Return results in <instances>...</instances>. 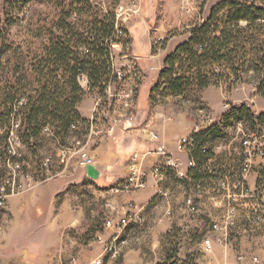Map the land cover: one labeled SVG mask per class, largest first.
I'll use <instances>...</instances> for the list:
<instances>
[{"label": "crops", "instance_id": "obj_1", "mask_svg": "<svg viewBox=\"0 0 264 264\" xmlns=\"http://www.w3.org/2000/svg\"><path fill=\"white\" fill-rule=\"evenodd\" d=\"M141 60L139 58V64ZM142 85L129 111L117 107L122 127L114 136L103 131L89 152L92 165L100 173L97 181L89 179L86 168L73 161L62 167L59 176L9 200L6 210L0 214V264H95L97 260H102V264H160L159 261L147 262L146 254L148 251L154 254L163 251L172 241L174 230L182 229L188 233L189 239L193 233L203 236V240L221 236L211 232L210 225L220 222L224 212L212 205L206 193H199L196 184L203 182L206 190L211 192L220 176L232 171L240 144L232 132L234 119L227 113L231 105L240 107L243 103H236L232 95L220 88L202 91L201 101L216 123L206 143L208 156L199 160V153L194 156L200 172L194 174L187 170L189 179L186 182L177 181L171 170L159 179L151 171L164 165V157L152 153L157 145L150 141L149 133L157 134L161 145L187 169L190 157L182 150L180 140L196 134L201 123L200 113L193 111V103L188 99L195 90L182 97H162L158 93L152 94L153 86L148 100L141 104ZM85 93L77 112L82 120L89 122L100 91L86 86ZM256 99L250 101L252 105L245 104L249 110L259 109ZM260 110L263 112L259 113H264V108ZM201 130H209V127L203 126ZM146 152H151L142 162L148 173L145 179L147 188L132 194L111 193L110 188L127 178L132 156ZM21 153L32 171L30 154ZM258 165L248 177L250 184L257 183ZM189 198H193L195 213L189 210ZM87 201L92 202L95 209L86 208ZM130 203L136 206L145 223L130 226L125 232L130 247L120 261L104 258L103 243L92 242L88 234H103L107 239L109 232L102 230L104 220L118 218ZM237 223L240 235H232L231 239L238 238L241 252L249 262L251 255L263 250L264 224L252 231L244 216H238ZM224 247L215 243L213 252L220 254L227 249Z\"/></svg>", "mask_w": 264, "mask_h": 264}, {"label": "rangeland", "instance_id": "obj_2", "mask_svg": "<svg viewBox=\"0 0 264 264\" xmlns=\"http://www.w3.org/2000/svg\"><path fill=\"white\" fill-rule=\"evenodd\" d=\"M131 1L32 0L17 7L19 18L8 32L5 43L7 47L3 49V53H0V62L3 66L0 68V89L3 91L0 94V114L11 109L10 106L2 105L5 100V92H19L11 121L1 123L0 120V174H2V156L6 144L4 126H8L12 121H18L22 106H25L30 99L36 98L39 85L32 68L37 61H41L45 57L42 50L49 43L50 34L55 32L58 36L64 35L62 29L70 24L76 32L86 39L94 24L103 26L106 23L115 22L118 8L126 6ZM138 1L141 5V15L125 25L126 38L115 40L113 52L119 56L120 50L117 48L122 47L126 53L128 48L130 55L142 59L140 66L145 73H143L144 79L140 84H143L140 92V103L144 104L148 100L150 90L157 82L164 60L171 54L172 49L177 44L187 41L189 39L187 32L193 26L206 21L215 6L230 0H206V2L205 0ZM259 1L264 2V0ZM4 3L5 0H0V13L3 12ZM241 26L245 28L246 24L242 23ZM246 34L247 38L255 37V41L252 43L249 41L245 46L249 55L248 61L239 75L237 84L231 86L230 81L223 78V80H219L216 86L211 87L222 89L232 95V100L236 103H243V105H252L250 101L257 98L256 102L259 109L250 111L259 113L263 112L260 108H264V95L257 92L259 83L263 79L264 37H260L255 28H251ZM72 37V35L69 36V38ZM82 49L83 47L79 49L81 53H83ZM223 71L224 69L218 72L222 73ZM62 75L59 73V76ZM88 85L87 78L80 79L79 86L84 91ZM66 90L70 94V88ZM195 91L192 92V97L188 98L193 103L191 106L193 111L205 108L200 93ZM210 116L212 115L210 114ZM73 137L74 135H68L62 141L52 135L51 129L49 132L44 129L38 139L31 141L30 147L23 146L21 152L30 154L29 158L34 166L32 172L35 177L45 179L54 177L61 172L60 170L65 166L59 162L58 150L71 146V138L73 139ZM46 160H50L48 169L44 167ZM86 204V208L90 206L91 209H95L92 202L87 201ZM104 223L105 220L103 227L101 226L102 230H104ZM172 233V241H169L168 246L164 247L163 251H158L155 254L147 252V262L159 261L160 264H178L180 262L185 264H197V262L200 264H264V245L262 252L251 255L248 262L245 260L246 255L241 252L238 240H236L237 237L230 240L229 245L224 247V249L227 248L224 252L216 255L214 252L206 253L203 247L199 245L203 242V236L193 233L189 239L188 233H184L182 229L174 230ZM88 235L92 241L90 233ZM108 236H110V232ZM125 245L123 244V247L119 248L114 261L122 259L123 254L130 247V242Z\"/></svg>", "mask_w": 264, "mask_h": 264}, {"label": "built area", "instance_id": "obj_3", "mask_svg": "<svg viewBox=\"0 0 264 264\" xmlns=\"http://www.w3.org/2000/svg\"><path fill=\"white\" fill-rule=\"evenodd\" d=\"M140 15L141 5L138 0H132L126 6L118 8L114 22L115 31L108 41L110 46L109 78L103 84V91L99 93L95 101L91 120L85 124L73 123L71 125L70 135H74L71 146L60 148L58 152L59 162L63 166H69L73 160L83 168L92 165L93 160L89 152L97 144L102 132L105 131L107 135L114 136L116 131L122 127L123 123L117 114V107L126 111L133 107L137 91L144 79L139 58L130 55L128 48L126 49L127 53L124 52L122 47H120V54L117 56L114 54L113 48L115 40L126 38L125 25ZM198 111L201 123L197 126L196 133L201 132L203 126L209 127V129L215 126L216 123L205 108ZM250 115L249 120L238 118L234 113L229 115L234 119L232 130L234 139L240 144L238 157L232 171L220 176L215 189L211 192L206 190L203 182L196 184L197 191L206 193L212 205L224 212L222 215L224 218L220 222L210 225V231L219 233L221 236L216 239L206 238L202 242L206 253L213 252L215 243L227 246L232 235H240L237 226L238 216H244L247 227L252 231L260 229L264 224V113L251 112ZM18 130L19 123H13L3 150V168L2 174H0V214L6 210L10 199L21 196L61 174L59 172L56 176L45 179L35 177L22 158L23 145L18 136ZM45 131L49 132V129L47 128ZM149 136L150 141L157 145L152 153L164 157V165L152 169L151 174L154 177L161 179L166 171L171 170L177 181L186 182L189 179L187 170L199 174V166L194 156L197 153L208 154L209 149L206 145L199 144L194 137L181 138L182 150L190 157L187 169H184L182 163L176 161L161 145L157 134L150 132ZM150 153L134 154L127 178L110 188L109 191L119 195L132 194L146 189L145 179L148 173L142 162ZM49 163L50 160L44 161L46 169H48ZM257 165V183L253 185L248 182V177L255 172ZM187 205L190 212H196L193 198L187 200ZM144 223L136 206L130 203L121 216L105 221L104 231L110 232L107 239L103 234H95L91 236V239L94 242L103 243V257L113 260L117 257L119 248L128 243L124 235L130 226H143ZM95 264H102V260H97Z\"/></svg>", "mask_w": 264, "mask_h": 264}, {"label": "trees", "instance_id": "obj_4", "mask_svg": "<svg viewBox=\"0 0 264 264\" xmlns=\"http://www.w3.org/2000/svg\"><path fill=\"white\" fill-rule=\"evenodd\" d=\"M30 1L32 0H5L3 12L0 13V53L7 47L5 43L8 32L19 18L17 7ZM242 23L246 24L245 28L241 26ZM251 28H255L260 37H264V2L230 0L218 4L211 10L206 21L187 32L189 39L166 57L152 94L182 97L193 90L201 93L216 86L223 78L230 81L231 86H235L248 61L245 46L247 42L255 41V37L247 38L246 32ZM62 31L64 35L58 36L55 32L50 34L49 43L42 50L45 57L33 66L39 85L37 96L22 106L18 121L4 126L6 143L15 122L19 123L17 133L22 145L28 147L44 129H51L52 135L63 141L70 135L73 123H87L77 112L85 95L79 81L85 77L91 89L103 91V84L110 73L108 41L115 31L114 22L103 26L94 24L86 39L70 24ZM70 35L73 37L69 38ZM81 47L83 53L79 50ZM2 67L0 62V68ZM222 69V73L218 72ZM59 73L63 75L59 76ZM67 88H70V94ZM2 92L0 89V94ZM257 92L264 95V69ZM18 94L19 92H5L2 105L10 106L11 109L0 114L1 123L11 121ZM231 113L247 120L251 116V111L244 105H231L228 117ZM214 127L196 133L193 137L199 144L206 145ZM207 156L208 154H200L197 160Z\"/></svg>", "mask_w": 264, "mask_h": 264}, {"label": "water", "instance_id": "obj_5", "mask_svg": "<svg viewBox=\"0 0 264 264\" xmlns=\"http://www.w3.org/2000/svg\"><path fill=\"white\" fill-rule=\"evenodd\" d=\"M87 177L93 181H97L100 177V173L95 169L93 165L86 167Z\"/></svg>", "mask_w": 264, "mask_h": 264}]
</instances>
